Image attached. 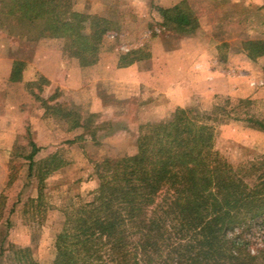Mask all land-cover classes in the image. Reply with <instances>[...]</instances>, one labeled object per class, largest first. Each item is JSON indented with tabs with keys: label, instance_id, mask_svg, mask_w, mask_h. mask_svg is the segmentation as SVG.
Here are the masks:
<instances>
[{
	"label": "rangeland",
	"instance_id": "1",
	"mask_svg": "<svg viewBox=\"0 0 264 264\" xmlns=\"http://www.w3.org/2000/svg\"><path fill=\"white\" fill-rule=\"evenodd\" d=\"M181 2L198 20L192 36L163 27L155 11ZM71 3L74 11L105 18L110 24L98 60L89 67H80L64 54L59 42L40 37L41 22L7 16V0H0V58L8 54L14 63L24 60L14 84L5 81L1 75L5 69H0V264H52L66 212L88 202L96 188L95 164L107 157L132 155L140 126L167 119L174 107H180L176 102L207 113L218 107L215 150L233 167L257 163L264 156V132L247 122L252 118L264 125V95L242 99L219 93L204 99L201 95L209 93L210 86L195 85L191 95L188 78L175 84L167 78L169 70L183 71L192 58L177 52L183 41L204 38L212 70L237 75L238 70L245 71L247 58L254 63L252 77L264 88V56L251 60L245 50L247 42H264V0ZM36 48L60 52L45 57V72L56 77L57 85H43L45 76L26 64ZM138 50L148 55L136 61L138 69L117 73L116 69L129 67L118 66L120 55ZM233 55L234 65L228 62ZM75 122L81 126L72 128ZM30 143L39 147L33 158L37 166L51 155L63 163L44 178L40 200L37 166L30 174L26 160ZM252 224L242 239L255 255L264 249V217Z\"/></svg>",
	"mask_w": 264,
	"mask_h": 264
},
{
	"label": "trees",
	"instance_id": "2",
	"mask_svg": "<svg viewBox=\"0 0 264 264\" xmlns=\"http://www.w3.org/2000/svg\"><path fill=\"white\" fill-rule=\"evenodd\" d=\"M7 4V16L41 22L40 37L59 42L80 67L97 62L110 31L105 18L74 11L71 0ZM155 11L173 32L192 36L198 29L184 2ZM245 50L256 60L264 56V42H247ZM147 56L140 50L121 54L118 66ZM20 66L13 64L10 81H19ZM217 108L174 107L167 119L140 126L132 155L96 163V188L88 202L66 212L52 264H264V249L254 255L242 239L244 229L264 217V156L236 168L215 150ZM247 122L264 132L260 121ZM30 146L31 174L39 147ZM62 166L56 155L37 166V200L44 178Z\"/></svg>",
	"mask_w": 264,
	"mask_h": 264
},
{
	"label": "crops",
	"instance_id": "3",
	"mask_svg": "<svg viewBox=\"0 0 264 264\" xmlns=\"http://www.w3.org/2000/svg\"><path fill=\"white\" fill-rule=\"evenodd\" d=\"M93 2L91 3L92 4L91 6H94ZM90 12L93 13L94 10L92 9ZM206 42L207 41L204 38H203V42L201 41V38H195L190 40L187 39L183 41L181 48H179L177 52L179 54H183L188 57L191 56L192 58L190 59V62L184 66L183 71L181 70L176 72L175 69H173V71L169 70V75L167 74V78H169L171 81L173 80L172 81L173 84H175L177 79L179 78H185V80L188 78L186 84H188L189 89H187V93L189 94L191 93V95L192 92L194 91L195 85L203 84L205 86H210L211 89H208L209 93H206L207 91H205V93L202 95L201 93H199L201 96H203L204 99L209 98L210 100L213 98L214 95L219 93L231 97L242 98V99L263 98L264 95L263 94L264 88H262L263 83L257 84V82L252 77L253 75H251V73H253L254 71V63H252L250 60L245 58L244 62L246 66L243 67V69L245 68V71L242 72L238 70L239 74L233 76L230 75L226 76L225 72L222 70H218V69L212 70L211 63L209 60V54L206 48L207 46L205 45ZM33 53L34 54L32 56V59L27 61L26 64L29 67H31V69H33L35 72L42 73L45 76V78L48 80L49 85L51 86L53 84L57 85L58 80H56V77L49 76L47 72H45L46 70L45 68L47 65L45 57L46 56L57 57L60 56V52L53 51L52 53V51L49 50L36 48L35 52ZM239 55L244 57L243 54H239ZM236 60H237L236 56L233 55V56H229L228 62L229 63L232 62L234 65L237 63ZM20 62H24V60H21ZM13 63H14V59L13 58L9 59L8 54H5L0 58V69H5V72H3V74L1 75L3 78H5V81H10V74ZM139 64L140 63L135 62L134 64L130 65L127 68L116 69V70L118 71L117 73L124 74V72H126L127 69L128 70L138 69ZM227 66L232 67L231 64H228ZM10 83L14 84L15 82L10 81ZM59 85H60V81H59ZM184 97H186V95ZM176 105L183 108L186 107V104L181 102H176Z\"/></svg>",
	"mask_w": 264,
	"mask_h": 264
}]
</instances>
